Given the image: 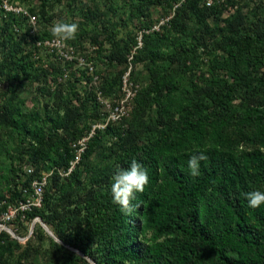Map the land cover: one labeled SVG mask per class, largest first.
<instances>
[{
  "label": "trees",
  "instance_id": "16d2710c",
  "mask_svg": "<svg viewBox=\"0 0 264 264\" xmlns=\"http://www.w3.org/2000/svg\"><path fill=\"white\" fill-rule=\"evenodd\" d=\"M82 1L83 22L67 42L85 49L90 40L99 47L96 62L116 70L95 72L109 99L122 96L132 66L133 111L97 130L80 164L62 178L57 171L69 169L74 143L103 122V106L94 89L80 87L92 80L87 70L53 91L48 77L60 68L47 70L35 57L39 41L54 39L51 30L32 34L28 19L0 7V218L54 170L42 206L13 221L18 236H29L41 218L96 264H264V205L250 208L245 197L264 191V0H225L234 8L225 18L218 0H186L176 9L180 0H126L127 18L115 0ZM157 5L174 10L160 30L147 23ZM134 20L150 32L130 61L138 40L133 32L120 37L119 27ZM27 84L38 85L41 106H27ZM197 150L208 159L193 177L188 160ZM133 160L150 182L129 217L110 189L116 171ZM65 245L40 224L25 244L2 232L0 264H90Z\"/></svg>",
  "mask_w": 264,
  "mask_h": 264
},
{
  "label": "built area",
  "instance_id": "2783aa9c",
  "mask_svg": "<svg viewBox=\"0 0 264 264\" xmlns=\"http://www.w3.org/2000/svg\"><path fill=\"white\" fill-rule=\"evenodd\" d=\"M216 0H208V6H211ZM186 0H180V2L175 6L176 9L178 6H181L185 3ZM0 7L6 13H14L18 17L28 19L30 25H32V34L37 32V24L39 18L37 15L31 13V11L20 3H12L10 0H0ZM171 18L164 20L165 25L169 22ZM18 32V27L15 28ZM158 29V28H157ZM138 44L132 51V54L129 55V60L132 61L134 55L136 54L137 49L142 48L143 46V35L137 38ZM93 46V45H92ZM37 52H35V57L37 60H41V67L52 70L51 65H54L60 68V73L58 75H49L48 77V86H51L53 91L57 89L58 86L69 82L70 80H75V77H81V71L87 70L89 75L92 77L91 82H84V86L90 87L96 95L100 104L103 106V122H95L92 126V130L83 138L79 139L74 143L73 148L75 150V157L72 160L68 170H58V174L62 178L69 177L76 167L80 164L83 154L88 148L89 142L96 135L97 130L105 129L109 124L116 123L123 118L130 117L133 111V100L136 95V90L133 88L132 83L130 82V73L132 66L129 68L128 72L125 73L123 77V87L122 93L123 96L120 100H111L103 95L99 89V85L102 82L100 75L95 73V66L93 61H91V54L86 53L84 49L79 46L71 45L67 41L63 43H57L55 39H45L37 43ZM96 51L97 46H93ZM46 54L49 58L48 61L43 59V54ZM26 172L32 174L34 169L32 167L27 168ZM55 172L50 171L44 173L42 179H35L31 184V191L29 189H24V194L28 195L23 201H19L17 204L11 205L8 210L2 214L0 218V235L2 232H8V228L12 229L15 233L13 221L21 216L22 213L28 212L33 208H40L43 204L44 198V188L48 184V179ZM25 216H22L24 219ZM36 220V219H35Z\"/></svg>",
  "mask_w": 264,
  "mask_h": 264
},
{
  "label": "rangeland",
  "instance_id": "374dc122",
  "mask_svg": "<svg viewBox=\"0 0 264 264\" xmlns=\"http://www.w3.org/2000/svg\"><path fill=\"white\" fill-rule=\"evenodd\" d=\"M10 1H14V0H10ZM218 1L220 2V7H221V10L219 12H220L221 16H223V18L228 17L229 15L234 13V8L230 5H227L225 0H218ZM14 2L20 3L18 1H14ZM126 2H127L126 0H115L114 3H115V6L118 7V9H119L118 10V12L120 14L119 16H121V14H123L124 12L126 13V11H128V8H126V5H127ZM25 3L26 4H24V5L22 4V5L26 6L29 10L36 9L37 12H39L38 13L39 17L42 19V23L40 24L38 22V24H37V32L36 33L45 29L46 26L49 28V30H51L52 25L58 21L76 22L80 26L81 23L83 22V20H82L83 16L81 15L82 11L87 10V7L85 6V4L82 0H63L62 2H55V3L50 2V4L44 2L43 0H27ZM70 3L73 4L72 7L69 6ZM125 13L123 15L125 16V18H127L128 14H125ZM1 15L2 14H0V17H1ZM173 15H174V10H171V9L169 10L168 7L164 8L163 6L157 5V6L153 7L151 10H149L147 23L150 22L151 24H153L154 30H160L161 29L160 27L162 26L161 24L164 23V20H166L167 18H172ZM80 16H82V17H80ZM139 27H140V24L136 20L131 22L129 27H124V26L119 27L122 31L120 37L127 36V34L133 32L136 35V38H139L144 33L150 32L149 30H146L143 28L139 29ZM92 45H93L92 42L90 40H87L85 42V45H84V47H85L84 51H86V53L90 52L91 58L93 57L92 60H93L94 66H95V71H99V70H101V72L103 71L102 76H107L111 73L113 74V70H115V69H113V68L110 69L108 67H104L102 64L96 62V60L94 59L95 58L94 52H96L99 49V47L97 46L98 49L96 51H93L94 48ZM43 59L45 61L49 60L48 56L45 53L43 54ZM84 82H87V80L84 79L83 83L80 87L84 86ZM4 87L7 88L6 85ZM38 88L39 87L37 84L34 86L28 85V84L25 85L23 97L26 98L27 106L29 108H32L33 106L38 107V106H41V104H42L41 99L43 100V98L40 97ZM122 96H123V93H122ZM120 98H116L114 100H118V99L120 100ZM110 99L113 100L112 98H110ZM29 167L33 168V166H31V165H27L25 167V171ZM32 224H30V230H31ZM37 224H40V222H38ZM19 237H21V236H19ZM26 237H28V236H24L21 238L26 239ZM19 242L22 244L26 243L24 241H22V242L19 241ZM18 255H19V251H16L14 256H13L14 261L16 260V258H18ZM38 260L40 262L41 258L39 257Z\"/></svg>",
  "mask_w": 264,
  "mask_h": 264
},
{
  "label": "clouds",
  "instance_id": "9594fccd",
  "mask_svg": "<svg viewBox=\"0 0 264 264\" xmlns=\"http://www.w3.org/2000/svg\"><path fill=\"white\" fill-rule=\"evenodd\" d=\"M79 32L76 22H55L51 27V35L57 43L73 40ZM208 159L203 150L194 152L188 160L190 175H200L201 162ZM150 182L147 169L138 161L133 160L127 169L120 168L112 177L111 196L113 203L117 204L122 213L131 217L133 212L141 207L140 203H133L137 193H143ZM250 208L264 205V191L253 190L245 194Z\"/></svg>",
  "mask_w": 264,
  "mask_h": 264
},
{
  "label": "water",
  "instance_id": "95a60500",
  "mask_svg": "<svg viewBox=\"0 0 264 264\" xmlns=\"http://www.w3.org/2000/svg\"><path fill=\"white\" fill-rule=\"evenodd\" d=\"M40 222L41 226L44 228V230L47 232V234L53 238L57 243L61 244V245H65V243L63 241H61L52 231L51 229L43 222V220L41 218H37L33 224H32V227H31V230H30V234L28 237H26V239L24 238H21L19 237L12 229L8 228V232L9 234L19 240V241H24L26 242L30 237L31 235L33 234L34 230H35V227H36V224ZM66 247L70 248L72 251H74L75 253H77L78 255H80L81 257L85 258L90 264H96V262L91 259L90 257L86 256L83 252L79 251L78 249L76 248H73V247H70L68 245H65Z\"/></svg>",
  "mask_w": 264,
  "mask_h": 264
}]
</instances>
